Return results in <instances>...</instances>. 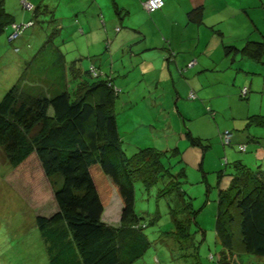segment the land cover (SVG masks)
Returning a JSON list of instances; mask_svg holds the SVG:
<instances>
[{
  "label": "rangeland",
  "instance_id": "rangeland-1",
  "mask_svg": "<svg viewBox=\"0 0 264 264\" xmlns=\"http://www.w3.org/2000/svg\"><path fill=\"white\" fill-rule=\"evenodd\" d=\"M98 1L103 10L100 14L88 9L91 0H54L50 3L52 8L49 11L42 9V18L34 19L32 22L36 25L30 27L37 32L31 37L32 47L35 48L33 56L42 50L45 43H56L63 51V56L68 58L69 67L74 65L79 70L80 65L84 66L80 75L78 71L69 68L70 92L83 80L91 84L107 78L113 81L116 91L115 112L126 155L130 158L140 150L151 148L167 153L165 162L172 175L177 177L175 181L180 184L182 193L168 192L162 195L163 184L149 191L141 183L136 184L135 211L144 226L143 233L150 247L134 264H219L224 252L216 234L221 191L232 194V198L239 191L240 185L234 184L236 162L241 161L253 172H258L264 170V159L259 160L251 152H240L237 146L225 147L215 130L209 128V122L202 117L201 108L192 105L195 102L186 98L187 103H180L178 109L174 107L178 103L176 92L167 75L170 79L172 77L163 69L165 52L159 50L161 48L166 51L162 47L165 43L159 44L163 32L154 22V13L144 9L142 1ZM228 1L236 7L239 4L238 0ZM34 7L36 10V5ZM78 12H82L81 16ZM91 14H95L96 19L90 17ZM78 16L86 30L90 21L94 33L99 37L98 46L89 45V48H94L93 53L96 55L91 59H81L82 56L86 57L88 46L83 35L77 38L75 34L73 25ZM141 33L148 37V47L158 49L143 53L145 41L139 43L135 40L141 37ZM1 39L7 40L6 35ZM126 40H132L127 49L124 43ZM3 48L10 53L5 60L1 54ZM21 48L20 52H15L12 45L5 46L4 42L0 47V102L24 74ZM40 57L41 64L49 62L45 55ZM176 110L190 117L177 115ZM232 112L236 113L235 110ZM226 115L221 107L217 120L211 114H207V117L214 124L219 122L225 127ZM187 131L217 136L215 140H210L212 147L207 150L209 155L205 173L201 169L203 156L192 160L194 157L189 155L188 160L191 162L187 165L186 161H182V153L173 154L179 144L182 150L185 140L189 142ZM183 135L185 140H182ZM200 149L203 155L205 149ZM226 159L229 160L228 165ZM184 169L187 175L185 179L181 176ZM11 171L0 149V264H52L37 218L45 212L49 215L54 213L57 210L56 204L50 200L39 210L30 208L22 197L25 194L22 192L21 196L8 184L7 176ZM220 172L223 177L219 183ZM22 177V173L15 176L17 179ZM120 197L119 189L111 182L103 220L113 227L118 225L122 215ZM226 200L229 203V199ZM235 231L238 239L239 227ZM238 251L241 254L236 256L238 264H264V257L242 253L241 248Z\"/></svg>",
  "mask_w": 264,
  "mask_h": 264
},
{
  "label": "trees",
  "instance_id": "trees-1",
  "mask_svg": "<svg viewBox=\"0 0 264 264\" xmlns=\"http://www.w3.org/2000/svg\"><path fill=\"white\" fill-rule=\"evenodd\" d=\"M5 2L0 0V38L10 28L7 42L14 45L31 28L10 42L13 25L29 22L16 23ZM196 12L200 13L190 16ZM239 52L227 49L228 54ZM241 53L260 61L264 42L249 44ZM41 55L49 62L41 64ZM67 72L64 56L39 52L0 102V149L12 168L7 182L25 194L26 198L21 196L35 211L55 202L54 213L37 218L52 264H134L150 247L135 211L136 184L147 191L163 184L162 195L182 193L180 184L165 162L167 153L151 148L130 158L126 155L113 81H84L70 92ZM192 140L202 147L200 140ZM234 168V184L240 189L233 198L221 191L219 200L216 234L224 247L219 264H238L240 248L242 253L264 257V170L253 172L241 161ZM21 173V179L15 178ZM181 176L187 178L185 169ZM111 182L123 203L116 227L103 220Z\"/></svg>",
  "mask_w": 264,
  "mask_h": 264
},
{
  "label": "crops",
  "instance_id": "crops-1",
  "mask_svg": "<svg viewBox=\"0 0 264 264\" xmlns=\"http://www.w3.org/2000/svg\"><path fill=\"white\" fill-rule=\"evenodd\" d=\"M52 1L54 0H6L5 5L7 12L15 17L16 23L22 24L40 18L42 9L49 11L52 8V5H50ZM140 1L145 4L148 0ZM164 1L165 7L163 10L152 14V16H155L154 22L159 30L163 32L159 44L165 43L162 47L166 51H162L161 48L159 50L165 52L163 55L165 60L162 63L164 65L163 69H166V73L172 77L170 79L167 75V79L172 81L173 91L176 92L178 103L174 107L178 109L180 103H187L186 98L195 102L192 105L195 108H201L203 111L202 117L206 122H209V128L212 127L215 130L221 142L222 136L227 131L232 132L234 138L231 147L246 146L247 152H251L259 160H263L264 57L260 61H256L244 56L241 51L249 44L264 42V0H238L237 7L233 6L228 0ZM24 2L33 3L36 5V10L28 12L24 7ZM115 5L118 6L116 3ZM87 7L93 13L100 14V11H103L98 0H91ZM79 9L83 13H87L84 12L83 8ZM128 9L131 10L130 6H128ZM197 10L200 11L199 14L196 12L193 16H190ZM82 12H78V15L81 16ZM79 16L76 18L73 27L76 29L77 38L83 35V38L87 40L86 57H81V59L87 60L96 56L93 53L94 48H89V45L98 46L100 42L98 41V35L94 33L93 24L89 21L88 30H86L84 22ZM95 16V14H91L90 17L96 19ZM31 29H29L30 33H27L23 39L12 45L15 52L18 51L19 47H22L23 57H21V61L25 65H23V70L35 55V48L31 46V37L36 35L37 32L35 29ZM10 32L11 29L9 28L4 36L6 35L7 38ZM185 32L187 35H185ZM1 38V48L3 42L5 46L10 45L7 40L4 41ZM147 38L141 33V37L135 39L139 43L145 41L146 48H143V53L157 50V47L150 48L147 46ZM131 41L126 40L124 42L126 49ZM229 47H235L240 52L228 54L227 49ZM3 49L4 51L1 54L2 59L5 60L9 58L10 53H7L5 48ZM44 51H51L63 57V51L57 47L56 43L49 45L45 43L40 52ZM51 59L54 58L51 57ZM64 59L68 68L66 73L68 77L69 61L66 57ZM94 65L96 66L95 63ZM74 67L76 68V66ZM80 67L79 70L76 68L79 75L85 69L84 66L80 65ZM101 71H103L102 68ZM245 88H249L250 92L246 98H243L241 93ZM192 94L195 95V99L190 98ZM221 107L224 109V114H227V126L225 127L219 122L214 124L209 116L207 117V114H211L217 120ZM233 110L236 113H233ZM180 111L176 110L177 115L190 117ZM184 117L182 118L185 119ZM186 133L191 144L185 140L183 135L182 140L184 139L186 143L182 150H180V144L178 145L179 148H175V150L184 155L182 161H186L187 165L191 162L188 160L189 155L194 157L192 160L203 156L201 169L205 173V164L209 155L207 150L212 147L211 141L215 140L217 136L193 134L188 131ZM192 138L200 140L203 148L207 146L203 155L201 147L195 145ZM172 151L174 150L172 149ZM220 181L222 182V179L219 178V183ZM121 205L123 208L122 199Z\"/></svg>",
  "mask_w": 264,
  "mask_h": 264
},
{
  "label": "built area",
  "instance_id": "built-area-1",
  "mask_svg": "<svg viewBox=\"0 0 264 264\" xmlns=\"http://www.w3.org/2000/svg\"><path fill=\"white\" fill-rule=\"evenodd\" d=\"M24 7L28 12H33L35 10V7L32 3L29 2H24ZM145 9L149 12V13H156L158 11L163 10V8L165 7V1L164 0H148L145 4H144ZM34 26L33 22H29L27 24H23V25H13V29H14V34L10 37L9 41L13 42L16 41L18 39H20L25 31L27 29H29L30 27ZM249 88H245L242 90L241 96L243 98H246L249 95ZM191 99H195V95H191L190 97ZM234 138V134L232 132L227 131L223 136H222V142L223 145L225 147L231 146L232 145V141ZM241 151L243 153H245L247 151V147L246 146H241ZM226 164H227V160H226Z\"/></svg>",
  "mask_w": 264,
  "mask_h": 264
}]
</instances>
